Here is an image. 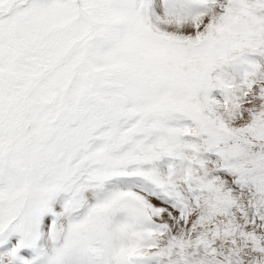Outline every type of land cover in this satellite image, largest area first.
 <instances>
[{"label":"snow or ice","instance_id":"6c2138e0","mask_svg":"<svg viewBox=\"0 0 264 264\" xmlns=\"http://www.w3.org/2000/svg\"><path fill=\"white\" fill-rule=\"evenodd\" d=\"M0 264H264V0H0Z\"/></svg>","mask_w":264,"mask_h":264}]
</instances>
